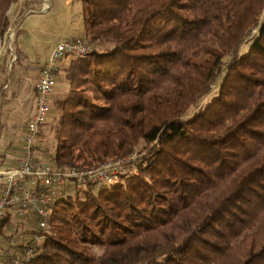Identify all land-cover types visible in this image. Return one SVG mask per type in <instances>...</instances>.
Instances as JSON below:
<instances>
[{
  "label": "trees",
  "instance_id": "1",
  "mask_svg": "<svg viewBox=\"0 0 264 264\" xmlns=\"http://www.w3.org/2000/svg\"><path fill=\"white\" fill-rule=\"evenodd\" d=\"M82 5L93 51L63 70L54 150L37 155L91 167L152 145L138 175L56 198L27 264H264V0Z\"/></svg>",
  "mask_w": 264,
  "mask_h": 264
},
{
  "label": "built area",
  "instance_id": "2",
  "mask_svg": "<svg viewBox=\"0 0 264 264\" xmlns=\"http://www.w3.org/2000/svg\"><path fill=\"white\" fill-rule=\"evenodd\" d=\"M14 5L13 2L8 10L9 24L0 39V54L6 49L11 56L8 70L16 59L13 47L18 30L16 25L29 11L20 6L17 13L12 14ZM47 8L48 5L42 10ZM92 51V46L80 36L65 37L51 50L37 82L35 111L26 127L18 164L12 168H0V223L8 214H11L10 222L30 215L38 218L37 231L28 236L24 246L16 252H5L8 264H27L35 257L43 245L44 230L50 224L51 205L63 192L70 193L92 184L111 183L140 172L141 161L137 152L110 158L91 167L58 166L52 158L39 157L35 152L40 129L52 110L51 94L57 85V71L65 65L68 68L72 60ZM11 241L15 242L14 238Z\"/></svg>",
  "mask_w": 264,
  "mask_h": 264
},
{
  "label": "rangeland",
  "instance_id": "3",
  "mask_svg": "<svg viewBox=\"0 0 264 264\" xmlns=\"http://www.w3.org/2000/svg\"><path fill=\"white\" fill-rule=\"evenodd\" d=\"M14 1L15 5L12 7V14L16 10L22 7V9H28V13L23 17L21 23L17 26H22L24 31H21L18 35L16 44L19 46V53L22 54L20 63L26 64L24 70H27L22 80H31L39 73V66L45 60H48L51 50L65 37L82 34L85 30V24L83 19V5L82 0H39L31 6L25 7L21 0ZM46 10L42 8L46 7ZM15 8V9H14ZM23 11V10H22ZM261 20H264V13L261 15ZM83 36V35H81ZM14 44V46L16 45ZM250 42H246L242 46V51H245ZM106 44L105 46H107ZM26 60V61H25ZM72 60L70 62H73ZM69 65V67H70ZM67 69V67H63ZM64 72L57 71V90H54L51 94L52 110L49 114L47 122L43 125V135L39 139L41 146L53 151L52 145H54V134L50 130V125L55 121L56 116L60 114L61 107L54 102V99H59L67 92V84L63 78ZM220 79L212 86L211 92L200 102L197 108H192L191 113L197 110L199 107H203L208 103L213 96H215L219 89ZM140 144L134 151L137 152L142 164V157L149 152L150 146ZM38 154V150L36 151ZM51 158V157H50ZM99 185V184H98ZM36 220L32 215L20 218L16 222H11L5 227L4 234L7 236L5 240H0V257H5V252L8 250L13 251L20 243H23V236H27L30 229L35 226ZM27 230V233L25 232ZM15 240L12 242L11 239ZM14 245V246H13ZM4 252V253H3ZM15 252V251H13ZM97 252H101L97 249ZM8 261L7 257H5Z\"/></svg>",
  "mask_w": 264,
  "mask_h": 264
},
{
  "label": "crops",
  "instance_id": "4",
  "mask_svg": "<svg viewBox=\"0 0 264 264\" xmlns=\"http://www.w3.org/2000/svg\"><path fill=\"white\" fill-rule=\"evenodd\" d=\"M21 1L27 7L39 0ZM16 2L18 1L16 0ZM21 31H24V29L20 25L13 41L16 59L12 61L10 70L7 68L11 60L8 50L3 49L0 54V168H12L18 164L26 127L35 111L36 85L42 66L47 61L45 60L40 64L39 73L36 77L31 80H22L24 74L27 73V70L23 68L25 65V68H27L28 61L25 60V65L20 63L22 54L19 53L20 48L16 42ZM83 34L84 32L74 36ZM14 44L16 45L14 46ZM65 64L67 63L65 62ZM61 70L64 69L61 68ZM54 90L58 91L57 86ZM5 257H0V264H8Z\"/></svg>",
  "mask_w": 264,
  "mask_h": 264
}]
</instances>
